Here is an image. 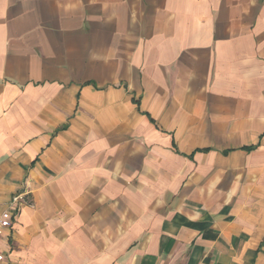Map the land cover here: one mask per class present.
<instances>
[{
	"label": "crops",
	"instance_id": "1",
	"mask_svg": "<svg viewBox=\"0 0 264 264\" xmlns=\"http://www.w3.org/2000/svg\"><path fill=\"white\" fill-rule=\"evenodd\" d=\"M0 206V264H264V0H0Z\"/></svg>",
	"mask_w": 264,
	"mask_h": 264
},
{
	"label": "built area",
	"instance_id": "2",
	"mask_svg": "<svg viewBox=\"0 0 264 264\" xmlns=\"http://www.w3.org/2000/svg\"><path fill=\"white\" fill-rule=\"evenodd\" d=\"M20 196H14L12 201L13 202H19ZM0 212H1V206H0ZM10 226V222L7 219H4L0 216V237L3 235V233L6 231V229ZM3 259V255L0 251V262Z\"/></svg>",
	"mask_w": 264,
	"mask_h": 264
}]
</instances>
